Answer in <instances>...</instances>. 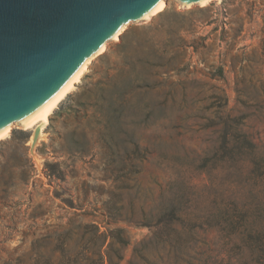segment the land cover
<instances>
[{"label": "rangeland", "instance_id": "1", "mask_svg": "<svg viewBox=\"0 0 264 264\" xmlns=\"http://www.w3.org/2000/svg\"><path fill=\"white\" fill-rule=\"evenodd\" d=\"M35 129L0 140V264H264V0L129 24Z\"/></svg>", "mask_w": 264, "mask_h": 264}, {"label": "water", "instance_id": "2", "mask_svg": "<svg viewBox=\"0 0 264 264\" xmlns=\"http://www.w3.org/2000/svg\"><path fill=\"white\" fill-rule=\"evenodd\" d=\"M204 0H0V132L58 96L131 23ZM36 128L30 152L38 144Z\"/></svg>", "mask_w": 264, "mask_h": 264}, {"label": "bare ground", "instance_id": "3", "mask_svg": "<svg viewBox=\"0 0 264 264\" xmlns=\"http://www.w3.org/2000/svg\"><path fill=\"white\" fill-rule=\"evenodd\" d=\"M211 0H204L200 4H206ZM164 8L156 10L148 14L144 21L150 20L154 15L162 11ZM125 26L114 36V40H118L119 36L122 34V32L125 30ZM106 50V46L103 48V50L100 53H103ZM88 69V68H87ZM87 69L80 75L78 76L69 86H67L58 96H56L54 99L50 100L44 107H42L38 112H36L31 118L24 120L20 123H14V124H19L21 125L22 128L24 129H35L39 128L40 129V136L39 139L43 138V129L47 126L49 116L52 114V112L57 108V106L60 104L62 100L65 99V97L71 93L75 85L80 81L84 73L87 71ZM13 125L8 127L7 129L3 130L0 132V140L6 138L9 136ZM36 130V129H35Z\"/></svg>", "mask_w": 264, "mask_h": 264}, {"label": "trees", "instance_id": "4", "mask_svg": "<svg viewBox=\"0 0 264 264\" xmlns=\"http://www.w3.org/2000/svg\"><path fill=\"white\" fill-rule=\"evenodd\" d=\"M244 140H245V139H244ZM246 231H247V230H246L245 228H243V229L240 231V233L238 234L237 237H239V236H241V235H242V236L245 235V232H246ZM255 234H256V237L253 236L252 233L248 234V236H249L251 239H256L257 243H259V244H258V250H259L260 252L264 253V237H261L263 234H262V232H261L260 230H258V232H255Z\"/></svg>", "mask_w": 264, "mask_h": 264}]
</instances>
